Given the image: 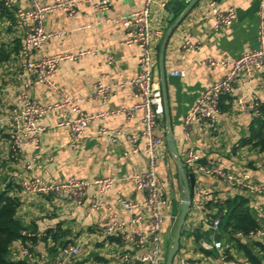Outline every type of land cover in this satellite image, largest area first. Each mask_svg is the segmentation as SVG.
Segmentation results:
<instances>
[{
    "label": "crops",
    "instance_id": "0c3cea01",
    "mask_svg": "<svg viewBox=\"0 0 264 264\" xmlns=\"http://www.w3.org/2000/svg\"><path fill=\"white\" fill-rule=\"evenodd\" d=\"M54 1L39 0L44 5ZM193 1L157 0L150 16V26L162 32V36L154 40L152 51L154 83L161 91L163 106L155 135L165 140L157 168L161 190L167 198V205L161 208L163 222L160 244L164 256L175 235L185 184H189L190 173L183 165L188 149L183 137V119L197 101L199 93L212 80L222 78L229 69L218 67L209 70L202 66V61L207 58L231 61L257 46L258 0H199L164 43L168 30ZM210 1H214L221 10L235 9V21L215 30L208 9ZM144 4L145 0H111L108 12L101 14L83 3L73 18L62 11L50 12L44 17L43 25L47 32L58 36L45 43L32 59L93 49L95 53L92 55L59 64L55 75L58 89L78 100L81 110L88 114H110L118 109L132 108L139 99L135 97L129 81L140 71L141 51L135 46L122 45L125 38L122 21L127 15L142 9ZM17 6L6 9L0 3V192L6 191L9 196L18 199L17 220L24 227L35 229L37 237L31 242V250L36 257H43L49 263L59 255L61 247L71 243L78 247L79 256L68 264H119L118 259L122 254H132L135 250L121 238L120 232L106 238L103 227L111 214L122 220L129 219L130 214L118 205L120 198L143 201V194L129 180L132 175L144 171L147 165L141 136L142 113L136 111L131 118L107 115L90 124L79 141L73 144L68 131L57 127L62 113L68 110H55L40 121L46 128L40 148L35 150L30 145H24L19 157L12 159L9 117L12 109L18 106L19 96L26 95L41 105L61 101L60 96L46 85L33 84L26 73L28 60L22 54L25 32L16 20L14 9ZM186 39L197 44L195 51L184 53L181 50ZM178 70L185 73L184 78L172 74ZM98 84L111 88L113 94L103 101L101 96L93 93ZM252 91L264 105L262 70L254 72L252 83L240 78L231 93L220 100L218 124L213 132L195 124L191 137L201 164H218L231 174L245 175L256 183L264 184V153L247 142L254 126L253 118L239 112L236 107L237 99L249 100ZM99 129L106 130V133L101 134ZM168 134L182 163L185 179L180 180L178 165L169 152L166 143ZM131 136L137 140L138 152L134 154L130 153ZM103 177L113 178L114 186L103 200L102 207L93 212L88 210V200L80 205L65 199L51 201L42 196L26 194L19 186L23 180L36 178L92 181ZM194 179L195 185L210 189L209 213L201 217L190 208L178 254L196 264H246L243 253L227 244V235L222 229L216 237L222 243V250L212 249L208 218L217 214L223 216L227 211V201L244 197L246 207L264 221V197L251 196L214 178L201 176ZM93 195L95 189L90 188L87 199ZM140 213L146 219L139 227L147 229L148 209L144 207ZM129 231L126 229V233ZM262 239H259L260 242ZM20 246L19 241L10 246L9 261L24 260Z\"/></svg>",
    "mask_w": 264,
    "mask_h": 264
},
{
    "label": "built area",
    "instance_id": "2783aa9c",
    "mask_svg": "<svg viewBox=\"0 0 264 264\" xmlns=\"http://www.w3.org/2000/svg\"><path fill=\"white\" fill-rule=\"evenodd\" d=\"M0 3L6 9L19 5L14 9V12L20 28L25 32L22 54L28 60L25 64V70L31 82L33 84L46 85L61 98L59 103L41 105L29 99L26 95L19 96L18 106L12 109L9 117L11 123L9 130L11 158L17 159L24 145H30L35 150L40 148L41 138L46 131L40 121L55 110L65 108L68 110L62 113L57 127L68 131L73 144L79 141L90 124L105 118L107 115H124L126 118H131L136 111H140L142 113L141 136L144 139L147 165L144 171L132 175L129 180L143 194V201L140 203L135 200L120 198L118 200L119 207L121 210L128 212L130 217L128 220H122L118 216L111 214L109 221L103 227V235L109 239L117 232H120L121 238L135 250L132 254H122L118 259L119 264H164L165 256L162 254L160 244L163 222L161 208L167 205V198L161 190V183L157 177V168L165 140L155 135L158 120L163 114V106L161 91L154 83L155 62L152 51L154 40L160 38L162 32L150 26L151 8L157 4V0H145L142 9L132 12L122 21L125 34L122 45L127 47L135 46L141 51L139 58L140 71L134 79L129 81V85L139 102L132 108L118 109L110 114H88L83 112L79 106V101L61 92L55 81L56 70L60 63L92 55L95 50H85L77 54H64L57 57L32 58L34 54L42 50L45 43L58 36L45 30L43 20L46 14L53 11H62L67 17L73 18L77 13L78 7L83 3L90 5L101 14H106L111 7V0H55L47 5L41 4L39 0H0ZM208 9L215 30L231 25L236 19L235 9L221 10L214 1L208 3ZM196 48L197 44L189 39L184 40L181 46V50L184 53L195 51ZM109 61H111V58H109ZM202 66L209 70L218 67H228L229 69L222 78L212 80L209 86L199 93L197 101L183 119V137L188 145L183 165L187 167L194 178L201 176L214 178L226 186L240 188L251 196L264 197V184L256 183L245 175L231 174L218 164H201L191 137V131L195 124L204 126L210 132L216 129L219 102L231 93L240 78L252 83L256 70L264 72V0H258L257 46L231 61L225 59L215 60L213 58L204 59ZM172 74L181 78L185 77V73L179 70L174 71ZM93 93L96 96H101L104 101L113 94V90L98 84ZM261 104L254 91H252L249 100L238 98L236 101L237 110L252 118L259 116ZM99 132L105 134L106 130L99 129ZM136 141L135 136L130 137L131 154L138 152ZM127 155L125 154V156ZM32 161H35V159ZM19 186L26 194L42 196L51 201L65 199L73 204L80 205L88 200V210L93 212L102 207L103 200L114 186V179L103 177L92 181H84L74 178H36L23 180ZM90 188L95 189V195L87 199V193ZM210 195L209 188L194 185L191 195V208L201 217H205L209 213L207 205ZM144 207L149 212L147 217L149 227L147 229L139 227L146 219L140 213V210ZM221 219L222 216L219 214L208 218L210 239L213 241L212 249L219 251L222 250V243L217 241L216 237L220 231ZM126 229H130L129 233H126ZM236 236L243 238L240 234ZM262 238L263 233L258 231L250 233L247 238L244 237L243 239L261 240ZM20 253L23 259L35 264H68L78 258L79 249L75 245L68 243L61 248L59 255L49 263H46L43 257H36L28 245H21ZM221 257L222 260L225 259L222 254ZM174 264L196 263L189 262L182 255L177 254ZM229 264L236 263L229 262Z\"/></svg>",
    "mask_w": 264,
    "mask_h": 264
},
{
    "label": "trees",
    "instance_id": "16d2710c",
    "mask_svg": "<svg viewBox=\"0 0 264 264\" xmlns=\"http://www.w3.org/2000/svg\"><path fill=\"white\" fill-rule=\"evenodd\" d=\"M253 123L254 126L247 142L264 153L263 104H261L259 109V116L253 118ZM246 203L247 200L244 197H238L234 201H227L225 204L227 211L222 216L220 229L227 235V244L235 246L242 252L248 264H263L264 221L254 216L246 207ZM18 206L17 198L9 196L6 191L0 192V264H32V262H28L25 259L17 262L8 260L9 249L13 243L19 241L21 245H28L31 249V244L37 237L35 229L24 227L17 220L16 212ZM258 231L263 233L261 242L254 239H243L244 237L247 238L250 233ZM237 234H240L243 238L237 237Z\"/></svg>",
    "mask_w": 264,
    "mask_h": 264
},
{
    "label": "water",
    "instance_id": "95a60500",
    "mask_svg": "<svg viewBox=\"0 0 264 264\" xmlns=\"http://www.w3.org/2000/svg\"><path fill=\"white\" fill-rule=\"evenodd\" d=\"M199 0H194L188 7L187 9L183 12L181 18L179 20H177L172 26L171 28L168 30V32L165 35L164 38V43L166 42V40L168 39L170 33L172 32V30L175 28V26L180 22V20L185 16V14L198 2ZM178 5V4H177ZM162 93H163V101H164V105H165V112L167 111L166 109V90L163 84L162 87ZM166 143L169 149L170 154L172 155L173 159L175 160V162L178 165L179 168V177L180 180L185 179V174L183 172V167H182V163L180 161V158L177 155L174 143L172 141V138L170 136V134L167 135L166 137ZM189 178V184H185V192L183 195V198L180 201V214L178 217V221H177V227H176V231H175V235L173 238V241L167 251L166 257H165V263L164 264H174L175 261V257L179 252V248H180V240H181V235H182V231L186 222V219L189 215L190 212V208H191V195H192V191L194 189V185H195V179L194 176L192 174L188 175ZM260 242V240H258ZM264 264V262H263Z\"/></svg>",
    "mask_w": 264,
    "mask_h": 264
},
{
    "label": "rangeland",
    "instance_id": "374dc122",
    "mask_svg": "<svg viewBox=\"0 0 264 264\" xmlns=\"http://www.w3.org/2000/svg\"><path fill=\"white\" fill-rule=\"evenodd\" d=\"M166 254H167V252H166ZM166 256V255H165Z\"/></svg>",
    "mask_w": 264,
    "mask_h": 264
}]
</instances>
